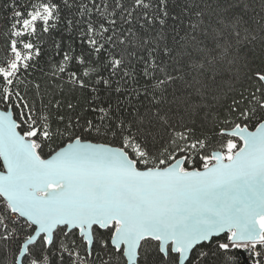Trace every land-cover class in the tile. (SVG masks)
I'll use <instances>...</instances> for the list:
<instances>
[{"label": "snow or ice", "instance_id": "6c2138e0", "mask_svg": "<svg viewBox=\"0 0 264 264\" xmlns=\"http://www.w3.org/2000/svg\"><path fill=\"white\" fill-rule=\"evenodd\" d=\"M0 264H264V0H0Z\"/></svg>", "mask_w": 264, "mask_h": 264}]
</instances>
